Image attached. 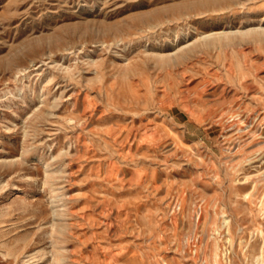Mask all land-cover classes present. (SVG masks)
<instances>
[{
	"label": "rangeland",
	"instance_id": "rangeland-1",
	"mask_svg": "<svg viewBox=\"0 0 264 264\" xmlns=\"http://www.w3.org/2000/svg\"><path fill=\"white\" fill-rule=\"evenodd\" d=\"M0 264H264V0H0Z\"/></svg>",
	"mask_w": 264,
	"mask_h": 264
},
{
	"label": "bare ground",
	"instance_id": "bare-ground-1",
	"mask_svg": "<svg viewBox=\"0 0 264 264\" xmlns=\"http://www.w3.org/2000/svg\"><path fill=\"white\" fill-rule=\"evenodd\" d=\"M249 32V31H248Z\"/></svg>",
	"mask_w": 264,
	"mask_h": 264
}]
</instances>
